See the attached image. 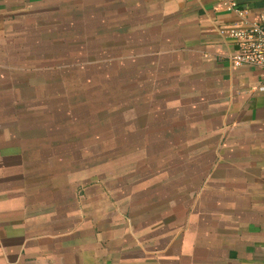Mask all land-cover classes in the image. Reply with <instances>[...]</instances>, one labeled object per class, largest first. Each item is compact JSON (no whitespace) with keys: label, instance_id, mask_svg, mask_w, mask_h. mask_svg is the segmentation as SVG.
<instances>
[{"label":"crops","instance_id":"1","mask_svg":"<svg viewBox=\"0 0 264 264\" xmlns=\"http://www.w3.org/2000/svg\"><path fill=\"white\" fill-rule=\"evenodd\" d=\"M224 1L264 14V0H0V264H264V91L228 61L219 31L241 18ZM69 28L99 64L138 63L139 90L156 92L141 106L165 109L159 138L187 140L150 184L121 193L99 170L53 165L45 122L68 72L45 53Z\"/></svg>","mask_w":264,"mask_h":264},{"label":"rangeland","instance_id":"2","mask_svg":"<svg viewBox=\"0 0 264 264\" xmlns=\"http://www.w3.org/2000/svg\"><path fill=\"white\" fill-rule=\"evenodd\" d=\"M47 29L40 25L34 34L53 38L60 35L58 27L51 28L50 35ZM76 29H68L66 45L53 42L48 49L50 53H45L52 56L53 67L65 64L68 72L61 76L62 80L57 74L52 79L51 118L48 121L46 116L45 122L51 127L52 163L67 164L68 171L99 170L100 176L114 180L112 186L119 192L128 193L138 189L135 185L141 178L149 179V184L155 180L157 163L179 162L183 157L180 150L190 148L187 140L159 138L163 133H157L155 128L162 125L157 120L165 115V109L157 106V101L155 106H141V98H147L149 103L148 98H155L156 92L139 90V64L133 62L126 73L117 60L111 67L106 60H99V64L91 42L73 40L78 36ZM44 47L43 43H37L40 54ZM64 54L67 58H57ZM36 61L37 66L42 65L41 59ZM127 80L130 89L124 90ZM198 143L191 148L203 150ZM161 150H179V155H162ZM135 164L147 167L141 169Z\"/></svg>","mask_w":264,"mask_h":264},{"label":"built area","instance_id":"3","mask_svg":"<svg viewBox=\"0 0 264 264\" xmlns=\"http://www.w3.org/2000/svg\"><path fill=\"white\" fill-rule=\"evenodd\" d=\"M223 5L241 18L238 25L219 31L235 47L228 61L234 67L256 68L259 71V89L264 91V14L259 15L256 21H249L247 10L237 8L230 1H224Z\"/></svg>","mask_w":264,"mask_h":264}]
</instances>
